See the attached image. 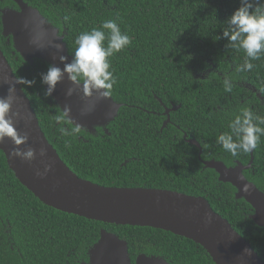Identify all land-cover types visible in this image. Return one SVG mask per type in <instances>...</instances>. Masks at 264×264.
Segmentation results:
<instances>
[{"label":"trees","instance_id":"16d2710c","mask_svg":"<svg viewBox=\"0 0 264 264\" xmlns=\"http://www.w3.org/2000/svg\"><path fill=\"white\" fill-rule=\"evenodd\" d=\"M25 1L38 9L60 33L66 31L65 42L71 56L76 37L81 32L99 28L108 19L115 20L132 41L126 49L110 58L117 77L111 98L122 104V107L109 128L116 129L115 136H108L104 140L91 137L83 131L72 137H63L57 131L58 125L54 119L61 110L51 102L49 96H45L46 85L41 82V73H45L50 65L40 59H35L32 65L24 63L21 57L16 61L11 55V48L6 51L2 49L18 78L35 81L32 86L22 84L23 89L35 109L43 132L67 166L80 178L107 187H144L202 196L248 242L253 241L254 238L243 224L252 227L255 222L244 218L240 204L243 199L236 198V188L220 181L219 174L205 164V169L211 171V177L207 179L200 177L206 176V173L199 172L195 181L191 172L184 168L193 160L201 164L198 157L201 150L202 160L211 157L209 152L212 150L217 153V159L235 158L244 164L250 162V153H241L235 157L229 154L221 157L218 154L223 148L216 140L221 128H225L223 132L230 131L228 124L237 114L234 106L226 105L228 111L223 115L214 114L210 120L201 119L200 116L193 119L199 128L206 130L205 134L216 136L212 145L207 136L198 138L197 142L202 148L200 151L181 137L177 141L173 138L153 139L144 130L145 125H138V129L147 134L149 141L146 145H137V140H132L131 144L128 142L129 135L133 133L129 117L131 106L150 103L154 98L146 95L152 93L157 94L165 104L172 100L175 105H182L183 112L190 107L201 114L207 101L214 104L235 102L240 107L239 101L247 100V97L241 98L239 93L244 91L248 94V91L237 82L244 81L260 93L256 98L259 109L255 112L264 116V57L251 61L254 64L251 71L237 72L236 68L244 63L245 55L242 50L226 48L227 40L223 38L226 20L240 6V0ZM8 7L17 8V5L12 0H0V21L2 9ZM65 16L70 17L67 23L64 21ZM213 68L231 72L234 84L232 92L224 91L223 80L215 75ZM208 71L209 74L201 77L203 72ZM194 73L198 76H194ZM161 86L163 89H160ZM190 101H195V104L190 106ZM72 126L66 125L67 128ZM65 140H70V149L64 146ZM182 148L189 152L180 156L171 152ZM253 156L256 172L252 180L264 191V136L260 138ZM1 206H6L11 213L14 229L21 222L24 225L28 245L22 247V253L31 260L61 261L77 258L87 263L88 253L104 229L128 242L133 263L138 255L147 254L162 257L170 264H215L201 245L171 232L149 227L106 224L45 205L16 178L2 150ZM245 206L248 209L251 207L248 203ZM40 225L42 230L48 229L46 241L41 240L36 233ZM263 231L260 229L256 232L254 236L260 241L252 246L261 259L264 252ZM45 245L51 249H40ZM68 254H71L69 258Z\"/></svg>","mask_w":264,"mask_h":264},{"label":"water","instance_id":"95a60500","mask_svg":"<svg viewBox=\"0 0 264 264\" xmlns=\"http://www.w3.org/2000/svg\"><path fill=\"white\" fill-rule=\"evenodd\" d=\"M12 1L18 8L2 9L1 21L4 34L13 39L14 53L20 54L25 62L40 59L60 68H63L64 64L59 60V55L66 56L68 62H71L73 56L70 55L65 42L66 31L60 33L38 9L30 6L25 0ZM26 21L30 23L28 29L24 27ZM40 21H43L42 35L37 44L33 41L37 36V25ZM57 35L61 37L59 41L55 39ZM52 41L64 45L62 53H57V50L51 47ZM16 78L18 77L0 47V97L8 94L9 84L4 83L5 79L16 84L12 114L19 112L20 118L17 119L14 115H11V118L21 135L26 132L29 135L28 143L21 148L31 146L36 149L37 158L31 163L13 158L12 151L16 145L10 138L0 143V150L3 151L16 178L42 203L88 220L171 232L201 245L215 264H264L251 243L236 231L227 219L215 212L209 201L202 196L144 187H107L80 178L67 166L47 139L29 97L22 84L16 83ZM70 86L71 82L65 75L50 96L51 102L60 110L65 105H70L71 118L81 125V129L90 131L91 128L104 126L118 115L122 104L115 102L111 97L98 102L95 98L88 101L89 104H95V110L88 115H82L81 110L85 106V101L81 99L82 93L66 96V90ZM189 143L201 148L197 141L191 140ZM41 147L47 149L49 162L54 161L53 170L43 179L35 175L37 168L42 170L44 167L41 163L43 158L39 156ZM201 153L202 150L200 155ZM253 160L252 156L247 167L239 164L228 168L224 163L217 161H207L205 165L219 174L220 181L230 183L236 188L237 199H245L253 206L256 212L251 218L255 224L264 228V191L248 181L243 174V169L250 168ZM245 185L248 186V192L244 191ZM206 215L212 217L211 224L206 225ZM88 255L89 261L86 264H133L128 242L104 229ZM135 264L170 263L162 257L140 254Z\"/></svg>","mask_w":264,"mask_h":264},{"label":"clouds","instance_id":"9594fccd","mask_svg":"<svg viewBox=\"0 0 264 264\" xmlns=\"http://www.w3.org/2000/svg\"><path fill=\"white\" fill-rule=\"evenodd\" d=\"M69 19L68 16L64 17L66 23ZM42 24L43 21H40L37 25V36L33 43H39ZM226 24L227 27L223 29V38L227 40L226 48L242 50L245 55L244 63L239 65L236 71H251L254 68L251 61L264 57V0H240V6L226 20ZM24 27L28 29L30 23L26 21ZM55 39L59 41L61 37L57 35ZM131 43L130 36L123 32L118 23L112 19L104 20L99 28L81 32L75 39L72 61L68 62L66 56L59 55V60L64 67L50 65L45 73H41V82L47 86L45 96H52L57 84L67 75L72 86L67 88L66 96L71 97L82 93L81 99L85 101V106L81 114L88 115L95 110V104H89L88 101L95 98L98 102L112 96L117 77L112 69L110 58L126 49ZM50 45L57 50V53L63 52L62 43L52 41ZM4 83H8L9 87L7 96L0 97V143L10 138L16 145L12 151V157L31 163L36 160L37 151L31 146L26 149L21 148L28 143L29 135L27 132L21 135L11 118V115L17 119L20 118L19 112L12 114L16 99V84L9 83L7 79ZM16 83L32 86L35 81L21 77L16 78ZM223 87L225 92H232L234 84L230 76H225ZM71 111V106L65 105L54 117L58 125L57 131L63 137H72L81 132V125L73 121ZM68 124H74V126L67 128ZM228 128L230 131L218 135L217 144L233 157L241 153H250L264 136V116L254 115L250 108L242 107L230 120ZM64 146L70 149V140H65ZM39 156L43 158L41 163L44 167L42 170L37 168L35 175L43 179L53 170L54 161L49 162L48 151L44 147L40 148ZM244 191H249L247 185L244 186ZM205 223L206 225L212 223L210 215H206Z\"/></svg>","mask_w":264,"mask_h":264},{"label":"flooded vegetation","instance_id":"af4514ba","mask_svg":"<svg viewBox=\"0 0 264 264\" xmlns=\"http://www.w3.org/2000/svg\"><path fill=\"white\" fill-rule=\"evenodd\" d=\"M0 47L4 51L11 48L12 49L11 55H12V57H14L16 59V61H18L19 57H21L20 54L14 53L13 39L9 35L4 34L1 21H0ZM14 54H18V55H14ZM24 63H28L31 65L33 64V62L29 63V62H25V61H24ZM232 67H233V65H232ZM213 72L215 73L216 76L220 77L222 80H224L226 75L230 76V73H231L230 71H225V70L220 71L217 68H213ZM207 74H209V71L203 72L201 74V77H205ZM193 75L198 76L197 73H194ZM237 83H239L242 88H246V90L248 91V94L244 91H241L239 93V97H241V98L247 97V100H240L239 101L240 107L237 106V104L235 102L229 103V102L224 101L221 103L214 104L213 102L207 101L206 103H204L206 105V108H204V111L201 114H198L196 111L191 110L190 107L185 109V111L183 112L181 110L182 105H175V103L172 100H170L167 104H165L163 102V100L157 96V94H155V93L147 94L146 96L149 98H154L153 99L154 101L153 100L149 101L150 103L145 104L144 106L132 105L131 106L132 109L129 111L131 114V115H129V117H130V122L132 124V132L133 133L129 135L128 142L131 144V143H133L132 140H137V142H136L137 145H138V143H142L143 145H146V142L149 141L147 134H151L153 139L160 138L161 140H166V139L170 140L173 138L174 141H177L181 137L187 143H189V141H191V140L198 141L197 140L198 138L202 139L205 136H207L211 145H212V141L216 140V136H214L210 133L205 134L206 130L199 128L193 122V119L198 118V116H200L201 119L206 118V120H210L214 114L223 115L225 111L229 110V108L226 107V105H228V104L234 106L237 114L239 113V110L242 107H248L253 111L254 115H258V113L255 112L256 109H259V103H258V100L256 98L260 96V93L251 84H247L244 81L243 82H237ZM149 89H151V87ZM160 89H163V86H161ZM254 94L256 97H254ZM194 102L195 101H190V106H193V104H195ZM223 105H225V106H223ZM137 119H139V120H137ZM184 119H185V123H184ZM186 119L188 120V122H186ZM136 120L138 122H135ZM111 125H112L111 123H109V124L107 123L106 125L101 126V127H96V128L94 127L95 129L91 128L90 131H88L87 129H85V130L81 129V131H83L85 134H87L91 137L102 138L104 140L108 136L110 138L115 136L114 133H115L116 129L111 128V130H110L109 128L111 127ZM138 125H145L144 130L147 131V134L145 132L143 133L141 130H139ZM165 129H167V130H165ZM165 131H167L166 134H165ZM220 131H221L220 134L223 133V131H225V128H221ZM197 148H199V147H197ZM199 151H200V148H199ZM148 152H150V151H148ZM171 152H175L177 154V156H180V155H182V153H187L189 151L187 149L182 148V149L172 150ZM209 154L211 155V157H209L205 160H202V158L200 157L201 155L199 153L198 157H199V160L201 161L200 165H198L196 163V161H194V160H193V162H191V164L184 165V168L186 170L190 171L191 174L193 175V177H192L193 180L196 181V178L199 176V174H198L199 172H200V174H205V173L207 174L206 176L201 175L200 177H202V178L207 179L208 177H211V176H209V173L211 172L210 169L209 170L205 169L204 164L207 161L222 162L228 168H234L239 164H242L244 167H247L250 163V162H248V163L244 164L235 158L226 159V160L217 159L216 158L217 153L215 154L212 150H210ZM218 154L221 155V157H227L228 156L227 154H229V153H227V152L225 153L223 150V151H220ZM253 154H254V150H253ZM253 154H252V156H253ZM250 155H251V152H250ZM229 156L233 157L230 154H229ZM252 156H251V159H252ZM253 159H254V156H253ZM253 162H254V160H253ZM211 170H213V169H211ZM255 172H256V169H255L253 163L251 164L250 168H244L243 169L244 176L246 177V179H248V181H250L252 183H254L252 178L255 176ZM7 184L8 183H6V185ZM255 185L258 187L257 184H255ZM240 204H242L241 210H242V213L244 215V218L245 219H247V218L252 219L251 217L256 212L255 209L253 208V206L250 205L251 207L248 209L245 206V204H247V201L245 199H243ZM243 226L245 227V229L249 233V235L254 238V240L250 242L251 245L252 246L257 245L256 242L260 241V239H258L254 235L257 234L256 233L257 231H259L260 229H264V228L259 227L257 224H255L252 227H248L245 224H243ZM15 227L17 229L16 228L14 229V225L11 222V213L9 212L8 208L6 206H1L0 207V264H86L84 262V260H80V259L78 260L77 258L73 259V260L62 259L61 261H54V260L53 261L52 260L39 261V260H31V259L25 257L22 253V247H24V245H26V246L28 245V239L24 235V232L26 230H25V227L22 224V222L15 225ZM47 231H48L47 228L45 230H42V227L40 225V227L37 228L36 233L38 234V236L40 237L41 240L46 241ZM263 233H264V231L262 232V234ZM49 240L51 241L52 239H49ZM47 242H48V240H47ZM40 249L50 250L51 248H50V246L45 245V246L40 247ZM70 256H71V254H68V258ZM262 260L264 261V252H263ZM133 264H135V263H133Z\"/></svg>","mask_w":264,"mask_h":264}]
</instances>
